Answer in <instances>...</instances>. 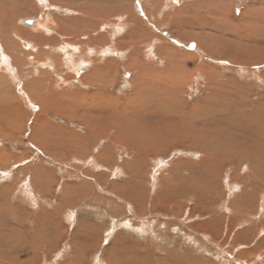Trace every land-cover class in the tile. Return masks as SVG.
Listing matches in <instances>:
<instances>
[{"label":"rangeland","instance_id":"374dc122","mask_svg":"<svg viewBox=\"0 0 264 264\" xmlns=\"http://www.w3.org/2000/svg\"><path fill=\"white\" fill-rule=\"evenodd\" d=\"M221 1L218 21L213 11ZM263 6L0 0V53L7 58L0 65V264H264V136L255 139L264 126V24L251 35L257 24L244 17ZM27 19L47 27L23 25ZM210 19L237 31L217 30ZM204 44L248 55H214ZM96 57L113 70L107 77ZM166 63L181 77L171 100L184 114L219 98L206 106L203 123L204 114L197 116L198 127L227 140L238 135L244 145L231 149L237 158H218V144H228L220 135L204 145L174 137L153 145L146 131H132L138 114L147 118L143 125L167 120L158 86L140 95L145 112L131 104L148 75L174 86ZM95 93L108 102H93Z\"/></svg>","mask_w":264,"mask_h":264},{"label":"bare ground","instance_id":"6f19581e","mask_svg":"<svg viewBox=\"0 0 264 264\" xmlns=\"http://www.w3.org/2000/svg\"><path fill=\"white\" fill-rule=\"evenodd\" d=\"M223 1H221L220 2V5H217L216 7H215V11H213L214 12V18L215 17H217L216 19L218 20L222 15L221 14H218V15H216V13H217V11H220V12H222V10L220 9V8H222L223 7V5H221V4H223L222 3ZM201 7V6H200ZM209 9V8H208ZM6 12V11H5ZM5 12H2L3 14L5 13ZM211 12V11H210ZM11 13V12H10ZM7 14V13H6ZM207 16V15H206ZM208 16H209V14H208ZM246 19L247 18H249V19H253L254 20V23L255 24H257V25H255V26H251V27H249V33L251 34V35H254V33L255 32H257V31H259V29H260V27L258 26V24L259 23H261V24H264V6L263 7H261V8H259V9H256V10H254V11H251V12H248L245 16H244ZM187 18V17H186ZM199 18V20L201 21V18L200 17H198ZM197 19V18H196ZM219 21V20H218ZM42 21L41 20H39V21H34V20H32V24H34V26H37V25H39L40 26V29L42 28V30L44 29H46V24H45V22L43 23H41ZM182 22V21H181ZM210 22H211V24H212V26L214 27V28H216L217 27V24L218 23H214V21L213 20H211L210 19ZM23 23V25L26 23L27 24V20L26 21H23L22 22ZM196 23V22H195ZM208 23V22H207ZM8 25V24H7ZM30 26V25H29ZM18 28V27H17ZM223 28H227V30L228 31H230L231 33H236V28L234 27V26H231V25H229V27L228 26H224V27H222V28H216L217 30H223V31H225ZM93 29V28H92ZM246 29V28H245ZM199 30H203V29H199ZM66 32V31H65ZM62 33V32H61ZM199 37H201V34H202V32H200L199 31ZM205 33V32H204ZM204 33H203V35H204ZM66 34V33H65ZM67 34H68V32H67ZM192 34V33H191ZM39 35V34H38ZM69 35V34H68ZM194 35V34H193ZM208 35V34H207ZM230 35V34H229ZM41 36V35H40ZM65 36V35H64ZM70 36V35H69ZM91 36V35H90ZM95 36V35H94ZM188 36V35H187ZM66 37V36H65ZM70 37H72V36H70ZM73 37H77V36H73ZM190 37V36H189ZM195 37V36H194ZM194 37H192V38H194ZM232 37V36H231ZM45 38V37H44ZM67 38V37H66ZM181 38V37H180ZM203 38V37H202ZM211 38V36L209 37V39ZM245 38H247L248 39V37H244V38H241V39H239V40H244ZM37 39V38H36ZM40 39V38H39ZM75 39V38H74ZM198 39V38H197ZM247 39H245L246 41H247ZM25 40V39H24ZM32 40V39H31ZM70 40H71V38H70ZM77 40V39H76ZM75 40V41H76ZM80 40V39H79ZM81 40H84V39H81ZM95 40H97L96 39V37H95ZM194 40V39H193ZM207 40V39H206ZM251 40H253V38L251 39ZM34 41V43H35V40H33ZM69 41V40H68ZM74 41V42H75ZM89 41V40H88ZM259 41H260V45H261V49H262V51H258V56H264V33L260 36V39H259ZM37 42V41H36ZM70 42V41H69ZM87 42V41H86ZM4 43V42H3ZM88 43V42H87ZM91 43H95V42H91ZM198 43V42H197ZM240 43V42H239ZM43 44V43H42ZM73 44V43H72ZM241 44V43H240ZM64 45V44H63ZM66 45V44H65ZM79 45V44H78ZM91 46L92 45H94V44H90ZM100 45V44H99ZM242 45V44H241ZM3 46V45H2ZM27 46H28V44H27ZM26 46V47H27ZM35 46V45H34ZM33 46V47H34ZM38 46V47H37ZM70 46V45H69ZM74 46V45H73ZM73 46H71V47H73ZM80 46V45H79ZM78 46V47H79ZM82 46V45H81ZM87 46V45H86ZM94 46H96V44L94 45ZM204 46L206 47V46H208V45H206V44H204ZM6 47V46H5ZM24 47H25V45H24ZM29 47V46H28ZM36 47L37 48H39V45H36ZM76 46H74V48H75ZM204 47V48H205ZM63 48V47H62ZM90 48V47H89ZM93 48H95V47H93ZM208 49H206V51L207 50H209V52L211 53L212 52V54H218V55H220L221 54V51H225V50H228V52L230 51V52H242V54H247L242 48H238V47H235V46H233V45H231L230 46V44H225V45H216V44H214V45H210V46H208L207 47ZM28 49V48H27ZM72 49V48H71ZM76 49V48H75ZM98 49V48H97ZM96 49V50H97ZM30 50H31V47H30ZM76 50H78V49H76ZM80 50H82V49H80ZM108 50V49H107ZM160 50V49H159ZM2 51V50H1ZM18 51V50H17ZM72 51H74V50H72ZM83 51V50H82ZM85 51V50H84ZM89 51V50H88ZM102 51V50H101ZM104 51H106V50H103V52ZM109 51V50H108ZM108 51H106L107 53H108ZM20 52V51H19ZM65 52V51H64ZM69 52V51H68ZM99 52V51H98ZM102 52V53H103ZM208 52V53H209ZM252 52V51H251ZM63 53V52H62ZM80 53V52H79ZM84 53H86V56H87V52H84ZM96 53V52H95ZM94 52H93V54H95ZM101 53V54H102ZM224 53H226V52H224ZM7 54V53H6ZM65 54V53H64ZM72 54V53H71ZM92 54V55H93ZM100 53H98V55H99ZM100 54V55H101ZM111 54V53H110ZM235 54V53H234ZM237 54V53H236ZM235 54V55H236ZM253 54V53H252ZM256 54V53H255ZM63 55V54H62ZM69 55V54H68ZM73 55V54H72ZM71 55V56H72ZM107 55V54H106ZM105 55V56H106ZM160 55V54H159ZM163 55V54H162ZM248 55V54H247ZM29 56V55H28ZM85 56V57H86ZM115 56V55H114ZM237 56V55H236ZM262 56V57H263ZM10 57V56H9ZM51 57V56H50ZM78 57V56H77ZM91 57V56H90ZM104 57V56H103ZM261 57V58H262ZM11 58H12V56H11ZM10 58V59H11ZM67 58H68V56H67ZM66 58V59H67ZM72 58V57H71ZM74 58H75V56H74ZM80 58H82V57H79V59ZM87 58V57H86ZM264 58V57H263ZM50 59V58H49ZM96 59H97V57H96ZM238 59V58H237ZM12 60H14V59H12ZM12 60H10V61H12ZM63 60V59H62ZM87 60H89L88 58H87ZM91 60L93 61V59H92V57H91ZM241 60V59H240ZM16 60H14L13 62H15ZM69 61H70V59H69ZM71 61H72V59H71ZM82 61H84V60H82ZM82 61H80L81 62V64H82ZM86 61V60H85ZM90 61V60H89ZM9 62V61H8ZM18 62V61H17ZM56 62V61H55ZM54 62V63H55ZM96 62H101L99 59H97V61ZM104 62V61H103ZM165 62V61H164ZM4 63L5 64H7V58H6V55L5 54H3V53H0V65H4ZM20 63V62H19ZM51 63V62H50ZM84 63H86V62H84ZM89 63V62H88ZM93 63V62H92ZM95 63V62H94ZM43 64H45V63H43ZM56 64V63H55ZM55 64H53V65H55ZM80 64V63H79ZM97 64V63H96ZM97 65H99V64H97ZM112 65V64H111ZM45 66H47L46 64H45ZM77 66V65H76ZM101 66H105L104 64L102 65V62H101ZM100 66V67H101ZM166 66H168L169 67V69L170 68H172V70H173V75L170 77L171 79L173 78V80H172V82L174 83L175 82V84H174V86H171V84H162V81H161V83H160V81H159V83H156V75L155 76H153V74L150 76V75H148V77H145V78H148L149 79V82H147L148 84H146L147 86H145L144 84H143V86H137V88H136V91H135V98L134 99H136V100H132L133 102H131V104H135V107H134V105H133V109L134 110H142L143 109V111L145 112V107L143 108L142 107V105H141V99H140V95L142 96V93H148L147 91H145V90H147L148 89V91H154L155 89H157V86H158V89L159 88H162L161 89V91H160V93H158L157 95H159V96H161V97H158V99H160V101H163L164 102V111H165V114L167 115L166 117L164 116V118H162V119H167V120H165V122L163 123L162 122V120L161 121H159L158 123H156V124H153V125H150V124H145V125H143L144 123V120L145 119H147V118H144L143 116L141 117L139 114H138V116L137 117H139V118H135V116H134V123H135V125H132V131H146V136H148L147 137V139H149V140H151V141H149V143H161V144H164V142H166L167 140H170L171 139V137L173 138L174 137V139H176V140H178V141H182V142H184V143H186V144H192V145H197V144H199V145H204V144H206V143H204V142H202L203 141V139L205 140V139H208V140H210L211 138H212V136H219L220 135V137H221V139L223 138L224 140H227V138L225 139L224 137V134H222V132L220 133H216V135H213V134H204L203 133V131H206V128L204 127V126H202V125H200L199 127H198V125L199 124H201L200 122H202L203 123V118H204V116H205V111H206V106L207 105H211L212 103H216L215 102V100L216 99H219L218 97L217 98H212V100L213 101H206L201 107H199L197 110H195V111H192V112H190V113H187V114H184L183 112H182V107H181V105H180V103H178L177 104V102H175L176 103V106H174L175 104H174V100L175 99H173V100H171V98H173L171 95H174L175 94V96L178 94V90L180 89V87H178V84L180 83V79H181V77L179 78V73H178V71H177V69L175 68V66H173V65H171V64H168L167 65V63H166ZM98 67V66H97ZM96 67V69L97 70H99V71H103V73L106 75V77L108 76V74L111 72V71H113L112 69H109L110 68V66H109V68L107 67V66H105V67H103L102 69L101 68H97ZM77 68H78V66H77ZM72 69H74V68H72ZM104 69V70H103ZM175 69V70H174ZM75 70H76V68H75ZM117 70V69H116ZM21 72V71H20ZM96 72V71H95ZM100 72V73H101ZM175 72H177L176 74H178V75H176L175 74ZM180 72V71H179ZM98 73V72H97ZM102 74V73H101ZM175 74V75H174ZM182 73L180 72V75H181ZM53 75V74H52ZM167 75V74H166ZM95 76V75H94ZM12 77V76H11ZM91 77V76H90ZM140 78V77H139ZM160 78V77H159ZM93 79V78H92ZM95 79V78H94ZM170 79V80H171ZM96 80L97 81H99V79L97 78V79H95V83H96ZM101 80V79H100ZM147 80V79H146ZM170 80H169V82H170ZM19 81V80H18ZM166 81H168V80H166ZM12 82V81H11ZM40 82V81H39ZM164 82V81H163ZM100 83V82H99ZM165 83V82H164ZM94 84V83H93ZM95 85V84H94ZM142 85V84H141ZM13 86V85H12ZM17 86H18V84H17ZM16 86V87H17ZM25 86V85H24ZM29 86V85H28ZM145 86V87H144ZM147 87H149V88H147ZM18 88V87H17ZM101 88H103V86L102 85H99L98 83H97V85H96V90H97V92H99V90L101 89ZM40 89V88H39ZM38 91H40V90H38ZM2 92V91H1ZM29 92V91H28ZM32 92H33V95L35 96V97H40L41 95L38 93V92H36V91H33L32 90ZM155 92V91H154ZM219 91H217V93H215L214 94V97H216V95L217 94H219L218 93ZM222 93H221V95L223 96V94H227V95H229L230 94V97H231V95H232V90H226V89H224V90H222L221 91ZM21 93H23L22 91H21ZM30 93V92H29ZM153 93V92H152ZM26 94V93H25ZM32 94V93H31ZM11 95V94H10ZM45 95V94H44ZM58 95V94H57ZM87 95V94H86ZM43 96V95H42ZM60 96V95H59ZM45 97V96H44ZM53 97H55V96H53ZM58 97V96H57ZM224 97H227V96H224ZM11 98V97H10ZM60 98V97H59ZM63 98V97H62ZM93 100V102H99V99H100V101L102 100V103H107L108 101L106 100V99H104V98H102V96H101V94H94L92 97H91ZM29 99H31V98H29ZM55 99V98H54ZM143 99H144V97H143ZM142 99V100H143ZM148 99H150V98H148ZM155 99V98H154ZM40 100V99H39ZM69 100V99H68ZM152 100V99H151ZM233 100V99H232ZM237 100V99H236ZM38 101V100H37ZM71 101V100H70ZM111 101V100H110ZM179 101V100H178ZM227 101V100H226ZM32 102V101H31ZM73 101H71V103H72ZM145 102V101H144ZM159 102V101H158ZM237 103H238V101H237ZM41 104V103H40ZM57 104H59V103H57ZM153 104V103H152ZM163 104V103H162ZM106 105V104H105ZM180 105V106H179ZM216 105V104H215ZM59 106V105H58ZM67 106V105H66ZM99 106H101V104L99 105ZM62 107V106H61ZM209 107V106H208ZM213 107V106H212ZM220 107V106H219ZM237 107V106H236ZM102 109H103V107H101ZM161 108V107H160ZM206 108V109H205ZM221 108V107H220ZM205 109V110H204ZM62 110H63V107H62ZM98 110V109H97ZM105 110V109H104ZM158 110V109H157ZM162 110V108L160 109V111ZM237 110V109H236ZM240 110V109H239ZM66 111V110H65ZM68 111V110H67ZM103 111V110H102ZM63 112H64V110H63ZM227 112V111H226ZM155 113V112H154ZM161 113V112H160ZM63 114H66V113H63ZM146 114V113H145ZM170 114V115H169ZM204 114V115H203ZM151 115V114H150ZM160 115V114H159ZM162 115V114H161ZM161 115L159 116V117H161ZM198 115H203L200 119V122H199V120L197 121V116ZM145 116V115H144ZM236 116V115H235ZM88 118V117H87ZM95 117H93V119H94ZM185 119H188L187 120V122H185L186 120ZM245 119V118H244ZM90 120H92L91 119V117H90ZM96 121H97V119H96ZM92 122V121H91ZM173 122V123H172ZM143 123V124H142ZM213 123V122H212ZM122 124V123H121ZM247 124V123H246ZM213 125V124H212ZM93 127V126H92ZM112 127V126H111ZM110 127V128H111ZM126 127V126H125ZM134 127V128H133ZM230 127V126H229ZM89 128V127H88ZM91 128V127H90ZM108 129H109V127H107ZM116 127H114V129H115ZM91 130H93V129H91ZM111 130H113V128L111 129ZM128 130V129H127ZM94 131V130H93ZM119 131H121L120 130V128H119ZM126 131V130H125ZM160 131H170L169 133H167V134H165L166 136H162L163 134L162 133H160ZM257 132H256V135H257V137L255 138V139H257L258 140V138H259V136H264V126H260V128H259V130H256ZM259 131V132H258ZM207 132V131H206ZM139 133V132H138ZM137 133V134H138ZM233 133V132H232ZM238 133H240V132H238ZM143 134V133H142ZM259 134V135H258ZM139 135H141V134H139ZM144 135V134H143ZM228 135V134H227ZM234 135V134H233ZM237 135V134H236ZM230 137V136H229ZM216 140V139H215ZM240 139H239V137H238V135H237V137H235V135H234V137H230L228 140H227V142H228V144L227 143H224L223 141H221V144L219 143L218 144V146H219V151H220V153H218V154H216V155H218V158H220V160H222V159H227V158H231V157H234V158H237V154H235V155H233V153H232V151H231V149L233 148V147H235V146H241V145H244V144H242V142H240L239 141ZM259 140H261V139H259ZM207 142V141H206ZM255 141H253L252 142V144L254 143ZM204 143V144H203ZM238 143V144H237ZM258 143H259V141H258ZM153 144V145H154ZM168 144V143H167ZM159 145V144H158ZM208 145V144H207ZM212 146V145H211ZM221 146V147H220ZM140 147H142V148H140ZM143 146L142 145H140L139 146V151H141L140 149H142V151H143ZM212 148V147H211ZM130 149H131V147H130ZM199 150V149H198ZM217 150V149H216ZM144 151H146V150H144ZM258 152V151H257ZM262 152V151H261ZM142 153V152H141ZM259 153V152H258ZM256 157V156H255ZM208 158V157H207ZM217 158V157H216ZM216 158H210V160H212V161H214V160H216ZM239 158V157H238ZM209 160V161H210ZM229 160V159H228ZM219 161V160H218Z\"/></svg>","mask_w":264,"mask_h":264},{"label":"water","instance_id":"95a60500","mask_svg":"<svg viewBox=\"0 0 264 264\" xmlns=\"http://www.w3.org/2000/svg\"><path fill=\"white\" fill-rule=\"evenodd\" d=\"M32 20H34V21H39V20H37V19H32ZM32 20L31 19H27V24H31L32 23ZM24 21V20H23ZM22 22V21H21Z\"/></svg>","mask_w":264,"mask_h":264}]
</instances>
